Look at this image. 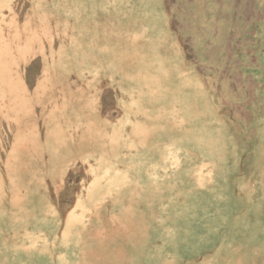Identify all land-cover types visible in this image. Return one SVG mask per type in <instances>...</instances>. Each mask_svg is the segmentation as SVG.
Returning a JSON list of instances; mask_svg holds the SVG:
<instances>
[{
  "label": "rangeland",
  "instance_id": "374dc122",
  "mask_svg": "<svg viewBox=\"0 0 264 264\" xmlns=\"http://www.w3.org/2000/svg\"><path fill=\"white\" fill-rule=\"evenodd\" d=\"M0 264H264V0H0Z\"/></svg>",
  "mask_w": 264,
  "mask_h": 264
}]
</instances>
